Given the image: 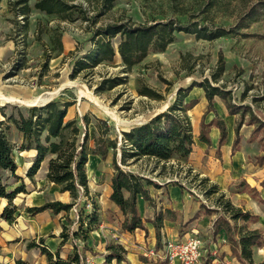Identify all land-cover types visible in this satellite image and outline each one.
<instances>
[{
  "label": "rangeland",
  "instance_id": "1",
  "mask_svg": "<svg viewBox=\"0 0 264 264\" xmlns=\"http://www.w3.org/2000/svg\"><path fill=\"white\" fill-rule=\"evenodd\" d=\"M18 1L0 0V107L8 105L3 107L5 112H11L12 106L22 109L32 106L5 99V95L29 100L37 96L50 100H75L66 119L78 118L83 126L81 118L88 112L93 122L91 126L98 116L109 120L121 134L123 129L148 121L151 111L166 105L165 111L179 89H186V101L194 104L188 112L195 136L191 162L173 160L170 164L174 167L163 177L150 172L153 167L151 160L144 159L122 167L149 175L161 184L167 179L180 181L182 188L187 187L195 196L201 195L206 213L218 214L215 222L227 215L217 201L224 194L225 200L254 214L256 217L247 223V227L264 234V11L255 14L253 19L248 16L250 8L264 0H114L111 4L106 0H72L84 6L88 20L48 15L34 7L37 0H28L31 12L23 15L24 4H18ZM169 20L183 25L197 23L209 29L224 27L234 31L214 40L201 39L189 32H177L174 41L164 51L149 52L129 71L116 52L112 61L72 78L76 60L94 47L92 38L99 28L121 22L142 25ZM112 41L117 51L120 35ZM214 74H219L218 81ZM117 77L122 78V82L112 86L109 80ZM204 81L228 91V98L216 95L210 101L201 86ZM82 85L92 91L100 105L80 96ZM145 87L154 90L155 95H141L140 89ZM229 104H235L236 109L232 111ZM199 107L201 111L194 128V111ZM111 112H115L120 120L114 119ZM1 119L3 113L0 111ZM205 124L210 144L200 140ZM218 124L225 127V137H222ZM10 140L21 143V134L15 128L10 133ZM228 141H231V157L244 144L248 158L245 167L231 172L237 179L228 192H223L216 179L205 172L215 163L224 167V150ZM90 144L94 145L93 136ZM234 146L236 151H233ZM113 156L111 151L106 159L90 157L87 165L90 194L77 200L80 207L87 205V211L91 210L90 202L93 201L99 206V212L105 206L114 172ZM14 157L18 164L17 174L22 179L17 180L10 173H4L3 182L10 184L8 189L21 183L36 186L38 181L26 174L27 164L32 159L29 153L16 148ZM213 185L218 186L219 192L208 195L206 191ZM151 191H154L153 187ZM237 193H241L245 200L238 199ZM23 195L17 194L13 202L22 204ZM74 201L72 198L70 202ZM215 222V240L206 242L200 236L206 247L212 252L217 250V257L223 260L225 258L216 239L220 231H217ZM242 224L243 221L240 222ZM254 258L257 262L264 259V246L254 249ZM213 262V258H208L205 264Z\"/></svg>",
  "mask_w": 264,
  "mask_h": 264
},
{
  "label": "trees",
  "instance_id": "2",
  "mask_svg": "<svg viewBox=\"0 0 264 264\" xmlns=\"http://www.w3.org/2000/svg\"><path fill=\"white\" fill-rule=\"evenodd\" d=\"M106 1L111 4L114 0ZM27 2L28 0L18 1V4H24L21 10L23 15H28L31 12V7ZM34 7L48 15H58L68 20L89 19L84 6L74 3L72 0H37ZM261 11H264V1L252 6L248 11V16L253 19L252 17ZM181 31L193 33L201 39L214 40L226 36L234 30L224 27L209 29L206 26L200 27L197 23L183 25L173 20L142 25L123 22L109 24L96 31L92 38L94 47L86 55L76 60L71 76L77 78L85 70H92L101 63L112 61L116 52L120 54L126 71H129L141 63L149 52L164 51L174 41L176 33ZM118 35H120V42L116 51L112 39ZM60 45H62L61 42ZM213 77L218 81L219 74H214ZM121 82L122 78L120 77L109 80L112 86ZM201 86L205 88L210 101L216 95L223 99L228 98V91L213 86L208 81H204ZM186 92V89L180 88L176 98L165 111L142 124L123 129L121 134L109 123V120L98 116L95 118L94 126H91L93 122L88 112H85L81 118L83 126L80 125L78 118L66 119L68 109L75 104V100L55 99L44 105H33L24 109L12 106L9 113L5 112L3 108H7L8 105L0 107V111L3 113V119L0 120V197L8 200L1 216L9 222L15 221L18 207L13 200L18 193L26 191L24 183L9 190L10 184L3 182V174L6 172H9L17 180L22 179V176L17 174L18 164L14 157V150L16 148L33 150L35 155L27 170V176L34 178L42 162L48 159L47 179L58 184L61 192H70L75 201L70 203L60 200L46 202L42 206L28 207L26 211L32 215L46 209H51L54 213L66 211L68 221L73 224L74 228L68 229V226H64L61 237L63 244L72 240L73 251L63 257L60 248L56 252L49 250L45 246L44 238L40 239V243L29 242L28 247H40L41 252L47 256L48 264H87L83 250L90 249L87 240L90 232L96 230L100 225V212L95 201L90 202L91 210L87 211V205L82 208L77 200L83 195L89 196L90 194V180L87 173L90 156L98 155L102 159H106L113 151L114 172L111 179L110 199L119 206L125 216L122 228L129 232L135 231L137 228L147 231L138 205L139 197L155 206L151 187L158 189L168 183L181 186L180 181L171 180L161 184L149 175L128 170L122 166L134 165L144 159L151 160L153 167L150 172L156 174V177H163L169 172V169L174 167L173 164H170L173 160L179 163L188 162L193 152L195 136L188 113L194 104L186 101L188 95ZM140 94L153 96L155 92L145 87L140 89ZM228 107L232 111L236 109L235 104H229ZM218 125L222 129V137H225V127L221 124ZM91 127H93L92 130ZM207 127L206 124L202 127L200 140L210 144ZM13 128L21 134L20 144L10 140ZM91 136L94 138L93 146L90 144ZM233 151H236L235 146ZM119 153L120 157H118ZM218 192L217 185L211 186L206 191L208 195ZM217 201L228 216L225 215L217 219L216 229L217 231L224 229L227 233L233 255L245 264H264V259L257 262L254 258V249L264 246V234L258 229L247 227V223L256 216L235 206L230 200H225L224 194H221ZM74 205L78 206V218L71 219L69 215ZM164 218V213L160 211L152 220L158 241L161 238ZM241 220L245 223L239 226L238 222ZM107 250L105 264H111L114 259L118 262L125 260L127 250L121 244L110 243Z\"/></svg>",
  "mask_w": 264,
  "mask_h": 264
},
{
  "label": "crops",
  "instance_id": "3",
  "mask_svg": "<svg viewBox=\"0 0 264 264\" xmlns=\"http://www.w3.org/2000/svg\"><path fill=\"white\" fill-rule=\"evenodd\" d=\"M200 111V107L194 111V128ZM230 146L231 141H228L224 150V167L222 164L215 163L205 172L216 179V183L220 184L223 192H228L232 182L237 179L232 177L231 172L241 166L245 167L244 165H246L248 158V150L244 144L233 157L230 156ZM21 151L28 152L32 159L35 155L33 150ZM192 155L193 152L188 162H191ZM32 159L27 164L26 174L31 166ZM47 172L48 159L42 162L39 171L32 178L38 181L37 185L34 186L32 184L31 186H34V188L30 190L31 186L29 187V184L24 183L26 191L18 193L24 194L22 204L14 202L18 207L15 221L9 222L1 216L5 206L8 204V200L0 197V264H48L47 256L41 252L40 247H28L29 242L36 241L40 243L41 238L45 239V246L52 252H56L60 248L63 257L73 251L72 240L70 239L63 244L61 237L64 226H68V229L74 228L73 224L68 221V213L66 211L54 213L51 209H46L36 215L26 211L28 207L42 206L46 202H54L56 200L70 203L72 199L70 192H61L58 184L47 179ZM171 180L167 179L162 183L165 184ZM21 184H16L12 189ZM57 191L58 193H56ZM111 193L112 186L109 185L105 206L100 209V225L96 230L90 232L87 240V245L90 249L83 250L86 260L90 261L88 264H105L108 254L107 246L110 243L121 244L127 250L125 260L118 262L114 259L111 264H170L161 258L152 257L151 254L152 250L162 248L166 240L186 236L193 229H197L206 242L210 239L215 240L213 238L215 235L213 224L218 214L206 213L200 199L201 195L195 196L187 187L182 188L180 185L168 183L162 188L154 189L152 196L155 206L150 205L148 201L139 197L138 205L147 231L142 228H137L132 232L123 230L122 223L125 216L119 206L110 199ZM237 194L238 199L240 197V199L245 200L241 193ZM208 207L212 208L214 206L209 205ZM160 211L164 213L165 218L161 227V238L158 241L156 228L152 220ZM69 216L72 219L73 214L70 213ZM241 221L238 222L239 226ZM220 233L216 237L217 245L227 262L230 264H245L233 255L225 230H220ZM214 246L216 247V245Z\"/></svg>",
  "mask_w": 264,
  "mask_h": 264
},
{
  "label": "built area",
  "instance_id": "4",
  "mask_svg": "<svg viewBox=\"0 0 264 264\" xmlns=\"http://www.w3.org/2000/svg\"><path fill=\"white\" fill-rule=\"evenodd\" d=\"M71 213L78 218L77 205L73 206ZM209 249L200 232L193 229L186 236L166 240L162 248L152 250L151 254L152 257L161 258L170 264H205L208 258H213L215 264H230L227 260H220V257H217V250L212 252Z\"/></svg>",
  "mask_w": 264,
  "mask_h": 264
},
{
  "label": "bare ground",
  "instance_id": "5",
  "mask_svg": "<svg viewBox=\"0 0 264 264\" xmlns=\"http://www.w3.org/2000/svg\"><path fill=\"white\" fill-rule=\"evenodd\" d=\"M57 92V91H56ZM56 92H54L56 94ZM51 93V92H50ZM47 96V95H46ZM80 96L81 97H87L88 99H90L91 101H93L95 104L97 105H100V103L98 102V100L96 99V97L93 95L92 91H90L85 85H82L80 87ZM5 99H9V100H12V101H18L20 103H25L27 105H40L42 104L43 102H46L47 100H50V99H47V98H43L42 96H37L36 98L34 99H19V98H14V97H9V96H6L4 97ZM1 102V100H0ZM166 108V105H163L162 107H160L159 109H155L153 111H151L149 113V116H150V119L152 117H154L156 114H158V112L160 111H163L164 109ZM107 109V108H106ZM109 113V112H108ZM111 115L114 119L116 120H120L119 117L115 114V112H111Z\"/></svg>",
  "mask_w": 264,
  "mask_h": 264
},
{
  "label": "water",
  "instance_id": "6",
  "mask_svg": "<svg viewBox=\"0 0 264 264\" xmlns=\"http://www.w3.org/2000/svg\"><path fill=\"white\" fill-rule=\"evenodd\" d=\"M49 101H51V100H47L46 102H43L42 104H40V105H44L45 103H47V102H49ZM33 106V105H32ZM158 113H160V112H158ZM157 115V114H156ZM146 122V121H145ZM142 123H144V122H139V124H142Z\"/></svg>",
  "mask_w": 264,
  "mask_h": 264
}]
</instances>
